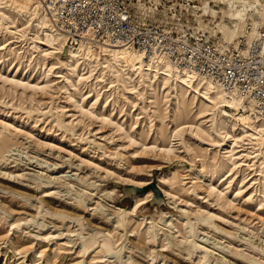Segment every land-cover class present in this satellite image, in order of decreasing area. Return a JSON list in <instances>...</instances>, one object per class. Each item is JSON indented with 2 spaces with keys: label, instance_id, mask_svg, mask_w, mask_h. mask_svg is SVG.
<instances>
[{
  "label": "rangeland",
  "instance_id": "rangeland-1",
  "mask_svg": "<svg viewBox=\"0 0 264 264\" xmlns=\"http://www.w3.org/2000/svg\"><path fill=\"white\" fill-rule=\"evenodd\" d=\"M192 1L200 27L220 41L208 7H226ZM3 3L0 264H264L250 248L264 247V152L248 134L161 75L51 54L29 16ZM97 202L100 219L90 211ZM135 204L126 236L111 221ZM210 216L222 232L206 225Z\"/></svg>",
  "mask_w": 264,
  "mask_h": 264
},
{
  "label": "built area",
  "instance_id": "built-area-1",
  "mask_svg": "<svg viewBox=\"0 0 264 264\" xmlns=\"http://www.w3.org/2000/svg\"><path fill=\"white\" fill-rule=\"evenodd\" d=\"M69 45H126L251 100L264 122V29L223 45L196 21L192 0H37ZM208 21V17L204 18Z\"/></svg>",
  "mask_w": 264,
  "mask_h": 264
},
{
  "label": "bare ground",
  "instance_id": "bare-ground-1",
  "mask_svg": "<svg viewBox=\"0 0 264 264\" xmlns=\"http://www.w3.org/2000/svg\"><path fill=\"white\" fill-rule=\"evenodd\" d=\"M3 1L4 5L13 7L17 9V12L27 14L29 16L32 24L35 25L38 30H41L43 32L45 40L44 42H41V44H43L44 47H49L52 51L51 54L57 55L59 57H61L62 55L71 60L77 59L79 62L82 61V64L90 65L97 63L101 67L103 66V69L108 70V72H113L115 68H120V70L122 69L123 72L130 70L135 74L137 73L138 75L141 73H150L155 75V77L161 75L165 77L166 80H172L173 82L180 85L181 88H184L186 90L185 93L195 95L201 101L205 102L207 104V107L209 104L210 108H207V112H218V114H222L224 117L232 119L234 122H236V124H238L242 128V131L245 134H248L251 145L257 147L259 151L264 152V122L256 116V107L254 103L238 92L228 93L213 81L204 78L199 79L193 74L179 70L165 58L150 59L147 58L144 53L139 52L126 45L95 46L93 44L82 42L78 47H73L69 45L67 37L54 27L52 21L44 13L40 3L37 0ZM149 1L157 2L158 0ZM212 2L226 7L222 9L221 12H211V8L208 7V13L212 15V19L217 24V33L220 44L236 45L241 38L248 40V43H250L253 37L259 33V30L264 29V0H213ZM248 19L251 21V23H249ZM200 23L203 27H205L206 24L201 20ZM12 34L17 35L16 32H12ZM183 131L184 128H181V130L176 133L175 138L181 137ZM224 139L229 140L233 139V137L229 136V134L226 133ZM233 143H236L235 138L233 139ZM233 152L234 149L228 151V153L232 156ZM167 153L169 152L160 150L161 156H165V154ZM51 173L55 174V172L53 171H51ZM201 174L203 175V177H206L205 172H201ZM60 180L61 179L59 178H54L52 180V183L54 181L60 182ZM9 194L21 197V199L23 200L29 199L28 196L18 194L16 192H9ZM166 194L167 196H171L168 193ZM177 203L178 202L176 201V207ZM137 204H135L134 209L129 213L123 210H119L118 215L115 217V220L111 221L113 228L117 230L122 229L123 231H125L127 236V215H132L136 212ZM77 206V208H83L85 206L84 200L82 198H79V200L77 201ZM101 207L102 204L100 202H97L96 208L90 210L91 212L99 211V219L104 216ZM86 210H89V208H86ZM182 212L186 219L188 228L192 232H194V228L191 225L190 213L187 210H182ZM164 215L165 213L162 212V215L160 216L161 221L164 220ZM70 220L74 219L70 218ZM210 220L211 216L205 218L206 225L214 229L215 231L222 232L218 227H213V223ZM149 225V238H151L152 236L157 237L155 222L153 221V223ZM167 227L169 228V226ZM170 227H172V225H170ZM192 245L195 247L197 246V243H192ZM104 248L107 255L113 254V249H111L109 246L104 245ZM185 248H183L184 251H186ZM250 248L253 249L254 252H256L257 256L264 258L263 246L256 247L251 245ZM183 249L181 251H183ZM140 250L144 249L140 248ZM233 254H235L236 257H241L239 253ZM251 264L253 263L251 262Z\"/></svg>",
  "mask_w": 264,
  "mask_h": 264
},
{
  "label": "water",
  "instance_id": "water-1",
  "mask_svg": "<svg viewBox=\"0 0 264 264\" xmlns=\"http://www.w3.org/2000/svg\"><path fill=\"white\" fill-rule=\"evenodd\" d=\"M134 192H138V191H135V190H134ZM155 193H156V195H157V198H160V193H159V191L155 189Z\"/></svg>",
  "mask_w": 264,
  "mask_h": 264
}]
</instances>
